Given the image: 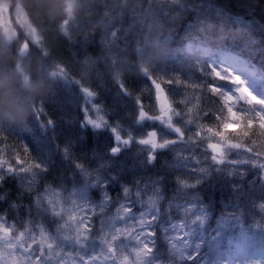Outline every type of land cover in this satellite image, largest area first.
I'll return each instance as SVG.
<instances>
[{
  "label": "trees",
  "instance_id": "obj_1",
  "mask_svg": "<svg viewBox=\"0 0 264 264\" xmlns=\"http://www.w3.org/2000/svg\"><path fill=\"white\" fill-rule=\"evenodd\" d=\"M6 1L10 7L23 9L38 39L32 41L15 25V35L8 38L0 25V139L22 141L43 168L35 170L32 191L23 186L27 174L4 173L0 193L6 195L0 199V215L9 223L14 220L18 228L25 220L41 223L66 250L75 252L77 246L60 240L56 233L59 218L43 203H35L36 194L45 185L65 195L84 193L92 204L99 203L106 191L110 196L106 214L114 213L125 199L122 186L133 193L139 189L142 194L158 186L160 215L154 225L153 259L177 264L166 251L161 231L162 225L169 224V216L179 218V211L169 208L172 201L194 203L197 209L202 205L208 214L198 239L202 241L200 258L207 254L212 259L219 253L224 260L238 259L232 255L237 244L261 251L264 257V231L255 226L257 221L264 222V214L255 206L264 201L259 167L215 165L204 159L200 144L184 141L157 150L152 162L146 159L147 148L135 141L112 154L115 140L109 128L81 126L83 108L91 110L81 91L83 85L97 92L94 102L103 106L110 123H120L122 131L129 129L139 135L155 127L163 136L174 137L173 131L159 124L134 123L135 99L122 92L119 83L135 95L149 85L150 77L171 81L164 85L172 94L170 99L185 98L194 106L198 99L209 96L201 69L207 73L210 61L220 63L225 56L246 65L259 83L252 91L264 97V0H58V13L39 0ZM186 46L188 50H178ZM143 98L146 104H154V94ZM237 99L239 111L246 114L243 129L250 132L249 140L264 141V99L258 100L243 89ZM49 118L51 125L46 123ZM205 123L218 122L209 117ZM233 127H241V123ZM191 130V126L186 128V132ZM65 145L72 153L68 158L62 151ZM236 158V152L230 153V159ZM73 160L92 173L98 172L107 184L103 188L93 184L92 177H85ZM205 166L207 175L198 171ZM229 168L242 169L243 174L235 171L229 175ZM177 176L192 182L199 179L200 183L181 191ZM129 199L134 213L140 212V201L135 196ZM226 213H238L239 219L230 221L213 240L218 219ZM99 227L100 217H96L93 239L79 249L85 256L101 247L94 239L101 234Z\"/></svg>",
  "mask_w": 264,
  "mask_h": 264
},
{
  "label": "snow or ice",
  "instance_id": "obj_2",
  "mask_svg": "<svg viewBox=\"0 0 264 264\" xmlns=\"http://www.w3.org/2000/svg\"><path fill=\"white\" fill-rule=\"evenodd\" d=\"M38 39V37H34ZM227 61V65H225ZM208 71L201 75L206 76L209 96L206 100H197L194 106L185 99L172 100L170 92H166L165 83L149 78V85L145 86L137 94H133L123 83L119 88L125 94L134 97L137 111L134 123L144 122L156 123L175 133L174 137L163 136L155 127H148L142 134L134 135L131 130L124 129L119 122L110 123L106 118L103 106L95 103L97 92L88 86H81L83 96L90 106L83 108L81 126H89L93 130L109 128L115 144L110 149L112 154H118L125 146L135 141L147 148L146 159L152 162L155 152L168 147L177 141L185 143L200 144L205 152L204 159L215 165L225 163L231 165L249 164L259 167L261 179L264 180V141L249 140L250 132L243 129L245 113L239 111L240 90H247L258 100L264 97L255 94L248 83L240 75L246 72V65L236 57L225 56L220 63L210 61L207 65ZM255 79V76H252ZM208 81H211L210 83ZM154 104H146L143 98L147 95L153 97ZM207 108V111H205ZM42 111V109H41ZM264 115V113H261ZM209 117H214L218 122L215 125L205 123ZM241 123V127L233 125ZM46 123L51 125L53 121L49 118ZM192 129L186 132V128ZM65 158H68L71 149L68 145L62 148ZM236 152L237 158L230 159V153ZM177 155H180L179 153ZM187 157L181 156V159ZM192 159L199 164L200 161L193 156ZM74 165L79 168L85 177H92L93 184H100L103 188L107 181L101 175L90 172L85 165L73 160ZM43 165L38 163L22 141L7 142V138L0 139V182L4 180V173L27 174L24 179V188L32 191L36 183V169H42ZM198 171L207 175L208 168L199 167ZM243 170L229 168L228 174ZM180 190L195 187L200 183L199 179L194 182L185 177H176ZM124 200L116 207L115 212L106 214L110 204L108 192H102V198L97 204L88 201L86 194L77 196L75 193L65 195L51 185H45L35 196V203H42L48 210L59 218L60 223L56 227L59 239L74 243L77 251L66 250L41 223L33 225L25 220L22 227H17L16 222L9 223L7 217L0 215V264H166L163 260L153 259L155 252V237L157 235L154 225L160 215V188L153 187L143 194L139 189L134 193L128 186H122ZM6 193H0V199L5 198ZM135 196L142 205V210L134 213L130 207V197ZM192 200L196 199L193 194ZM264 214V201L255 205ZM15 207V204H13ZM169 208L179 211V218L173 219L169 216V224L161 227L163 239L167 245V253L174 258L177 264L183 261H198V264H264V257L260 259H249L248 248L237 244L232 255L238 259L224 260L219 253L212 259L205 254L200 258L201 240H194L196 227H203L207 221L208 214L201 205L198 209L194 203L185 204L183 201H172ZM96 217H100V236L98 240L101 247L98 251L85 256L79 249L87 247V242L93 239L91 233L94 228ZM238 213H226L218 219L217 230L212 237L218 239L224 228L230 221L238 220ZM264 231V222L257 221L255 225ZM126 249V250H125ZM171 264V262H167Z\"/></svg>",
  "mask_w": 264,
  "mask_h": 264
},
{
  "label": "rangeland",
  "instance_id": "obj_3",
  "mask_svg": "<svg viewBox=\"0 0 264 264\" xmlns=\"http://www.w3.org/2000/svg\"><path fill=\"white\" fill-rule=\"evenodd\" d=\"M0 25L2 26V29L8 38L15 35V32H14L15 26H19L26 32L27 36L32 41L37 40V39H34V37H37L35 29H33L31 24L29 23L23 9L19 5H15V6L13 5V7H10L9 3L6 0H0ZM24 49H25V46H24ZM178 50L182 52L184 50H188V47L186 46L184 48H179ZM245 74L246 75H243V78L248 83V86L253 90L259 84L258 79L256 77L255 79H253L252 76H255V75L253 73H250L249 71H247ZM246 92L248 91L246 90ZM248 94L250 95L251 93L248 92ZM202 231H203V227L201 228L197 226L196 234L193 237V239L198 240L199 238H201ZM248 257L250 259H260L263 257V254L261 251H258V250H255V251L249 250Z\"/></svg>",
  "mask_w": 264,
  "mask_h": 264
},
{
  "label": "clouds",
  "instance_id": "obj_4",
  "mask_svg": "<svg viewBox=\"0 0 264 264\" xmlns=\"http://www.w3.org/2000/svg\"><path fill=\"white\" fill-rule=\"evenodd\" d=\"M42 6H46L48 10L58 13L59 12V2L58 0H39ZM3 106V97L0 96V107Z\"/></svg>",
  "mask_w": 264,
  "mask_h": 264
}]
</instances>
